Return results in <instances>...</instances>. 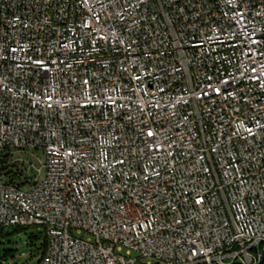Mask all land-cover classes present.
I'll return each instance as SVG.
<instances>
[{
	"label": "built area",
	"instance_id": "obj_1",
	"mask_svg": "<svg viewBox=\"0 0 264 264\" xmlns=\"http://www.w3.org/2000/svg\"><path fill=\"white\" fill-rule=\"evenodd\" d=\"M13 227L38 264H260L264 0H0Z\"/></svg>",
	"mask_w": 264,
	"mask_h": 264
},
{
	"label": "rangeland",
	"instance_id": "obj_2",
	"mask_svg": "<svg viewBox=\"0 0 264 264\" xmlns=\"http://www.w3.org/2000/svg\"><path fill=\"white\" fill-rule=\"evenodd\" d=\"M21 157L37 167L45 161L44 156L35 151H27ZM44 237L42 227H29L11 237L0 238V264H38L37 248L43 244Z\"/></svg>",
	"mask_w": 264,
	"mask_h": 264
},
{
	"label": "trees",
	"instance_id": "obj_3",
	"mask_svg": "<svg viewBox=\"0 0 264 264\" xmlns=\"http://www.w3.org/2000/svg\"><path fill=\"white\" fill-rule=\"evenodd\" d=\"M26 228H29V227H13V228H8V229H0V238L11 237ZM46 249H47V240H46V237H44L43 244L41 245L40 248H37V254L39 256L38 263L45 255ZM260 264H264V256Z\"/></svg>",
	"mask_w": 264,
	"mask_h": 264
}]
</instances>
